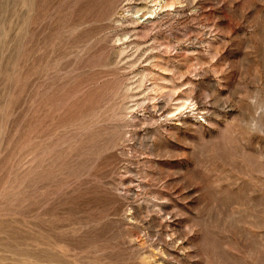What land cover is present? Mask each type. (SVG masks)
I'll return each instance as SVG.
<instances>
[{
  "label": "rangeland",
  "instance_id": "obj_1",
  "mask_svg": "<svg viewBox=\"0 0 264 264\" xmlns=\"http://www.w3.org/2000/svg\"><path fill=\"white\" fill-rule=\"evenodd\" d=\"M0 264H264V0H0Z\"/></svg>",
  "mask_w": 264,
  "mask_h": 264
}]
</instances>
